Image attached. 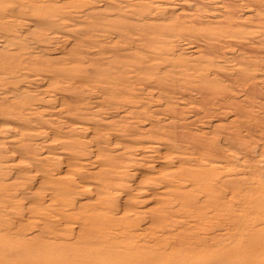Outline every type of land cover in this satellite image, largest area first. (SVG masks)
<instances>
[{
  "label": "rangeland",
  "instance_id": "1",
  "mask_svg": "<svg viewBox=\"0 0 264 264\" xmlns=\"http://www.w3.org/2000/svg\"><path fill=\"white\" fill-rule=\"evenodd\" d=\"M7 217L38 264H264V0H0Z\"/></svg>",
  "mask_w": 264,
  "mask_h": 264
},
{
  "label": "bare ground",
  "instance_id": "2",
  "mask_svg": "<svg viewBox=\"0 0 264 264\" xmlns=\"http://www.w3.org/2000/svg\"><path fill=\"white\" fill-rule=\"evenodd\" d=\"M128 29V28H126ZM129 30V29H128ZM131 31H133L131 29ZM130 31V32H131ZM129 35V34H128ZM127 36V35H126ZM85 72V69L83 70ZM78 73V72H77ZM83 74V73H82ZM88 74V73H87ZM91 77V76H90ZM89 77V78H90ZM93 77V76H92ZM206 183V182H205ZM110 186V185H109ZM216 186V185H215ZM217 187V186H216ZM217 189V188H216ZM185 197V196H184ZM218 198V197H217ZM187 199V198H186ZM185 199V200H186ZM67 200V199H66ZM184 200V201H185ZM68 201V200H67ZM187 201V200H186ZM216 202L218 201L217 199L215 200ZM215 201H213L215 203ZM220 201V200H219ZM191 202V201H190ZM189 202V203H190ZM187 203V202H186ZM188 203V205H190ZM192 203V202H191ZM223 205V204H221ZM131 206V205H130ZM195 206V205H194ZM114 208V206H113ZM203 211V210H202ZM113 216V215H112ZM115 216V215H114ZM25 217V216H24ZM99 217V216H98ZM67 218V217H66ZM115 218V217H114ZM12 219V218H11ZM11 219L10 218H3V221L5 223V225L7 226L6 228L4 227V230L2 227H0V230L2 231L1 235H0V264H38V259L37 262L34 261V255L33 252H30L29 255L27 254L26 251H22V249H20V246H17L19 244H17L15 240H13L11 237H13L11 235V232H15L14 229V225L12 226L11 224ZM119 219V218H118ZM126 219V218H125ZM13 220V219H12ZM61 220V219H60ZM114 220V219H113ZM117 220V217H116ZM118 221V220H117ZM124 221V220H123ZM16 222V220H15ZM130 222V220H129ZM17 224V223H16ZM121 224V223H120ZM124 224V223H123ZM125 225V224H124ZM130 225V224H129ZM16 226V225H15ZM13 227V228H12ZM67 228V227H66ZM18 230V228H16ZM16 230V231H17ZM64 235V234H63ZM61 235V237L63 236ZM10 240V242H9ZM100 240V239H99ZM183 240V239H182ZM44 241V240H43ZM9 242V245L8 243ZM180 243V242H179ZM252 243V242H251ZM38 244V243H37ZM36 244V245H37ZM40 244V243H39ZM50 244V243H49ZM132 244V243H131ZM130 244V245H131ZM23 245V244H22ZM26 245V244H24ZM143 245V244H142ZM30 246V245H28ZM144 246V245H143ZM182 246V245H181ZM110 247V246H109ZM130 247V246H129ZM128 247V248H129ZM224 247V246H223ZM222 247V248H223ZM264 247V246H263ZM262 246L259 245V248H263ZM63 248V247H62ZM91 248V247H90ZM96 248V247H95ZM98 248V247H97ZM154 248V247H153ZM256 248V246L254 247ZM258 248V249H259ZM61 249V248H60ZM59 249V250H60ZM64 249V248H63ZM62 249V250H63ZM72 251L73 249L70 248ZM75 249V248H74ZM87 249V248H86ZM119 249V248H118ZM117 248H113L111 249V253H108V256L106 255V257H103L101 255H94L93 258H90L92 261H94L95 264H168L166 263V256L164 255V257L162 256H158V255H144L141 254L135 250H133L131 248V250H127V252L125 251L123 254L118 250ZM140 249V248H139ZM157 249V248H155ZM192 249V248H191ZM232 249L230 246L225 247L224 249L219 250L218 253H216L214 256L211 257H204L203 259H196L193 264H232ZM236 249V248H235ZM61 250V251H62ZM133 250V251H132ZM256 250V249H255ZM84 251V249L82 250ZM160 251V250H159ZM162 251V250H161ZM191 251V250H190ZM189 251V252H190ZM236 251V250H234ZM248 251V250H247ZM63 252L66 254V252L63 250ZM69 252V251H68ZM147 252V251H146ZM155 253V251H153ZM181 252V251H180ZM256 252H259L256 250ZM161 253V252H160ZM166 253V252H164ZM185 253V252H184ZM199 253V252H197ZM196 253V254H197ZM234 253V252H233ZM68 254V253H67ZM70 254V253H69ZM72 254V253H71ZM195 254V255H196ZM73 255V254H72ZM200 255V254H198ZM51 256V254H50ZM197 256V255H196ZM54 257V256H53ZM71 257V256H70ZM85 257V256H84ZM185 257V256H184ZM40 258V257H39ZM76 258V257H75ZM163 259V261L160 262L161 259ZM36 259V258H35ZM55 259V257L53 258ZM63 259V258H61ZM104 259V260H103ZM43 260V259H42ZM56 260V259H55ZM54 260V261H55ZM59 259H57L58 261ZM73 260V259H72ZM89 260V259H88ZM88 260L86 262V264L88 263ZM89 260V262L91 261ZM41 261V259H40ZM51 261V260H49ZM91 261V263L93 264V262ZM173 261V260H172ZM203 261V262H202ZM35 262V263H34ZM50 264V263H49ZM54 264V263H53ZM83 264V263H81ZM176 264H183L182 262L180 263H176Z\"/></svg>",
  "mask_w": 264,
  "mask_h": 264
}]
</instances>
